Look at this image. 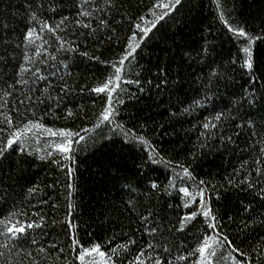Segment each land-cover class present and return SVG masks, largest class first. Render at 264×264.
<instances>
[{"label": "trees", "instance_id": "trees-1", "mask_svg": "<svg viewBox=\"0 0 264 264\" xmlns=\"http://www.w3.org/2000/svg\"><path fill=\"white\" fill-rule=\"evenodd\" d=\"M156 3L0 0V127L10 119L31 128L0 160V233L6 223L41 225L19 239L0 234V264H81L69 229L106 253L83 264H127L148 243L162 264H203L190 253L209 231L205 206L232 245L209 240L203 256L239 264L238 247L247 264H264V0H182L162 20ZM141 16L155 21L143 36ZM224 21L256 38L254 81L240 67L248 42ZM136 43L121 75L139 83L121 84L119 129L101 118L106 94L91 89L115 79L110 65ZM62 128L83 137L71 153L59 150Z\"/></svg>", "mask_w": 264, "mask_h": 264}, {"label": "snow or ice", "instance_id": "snow-or-ice-1", "mask_svg": "<svg viewBox=\"0 0 264 264\" xmlns=\"http://www.w3.org/2000/svg\"><path fill=\"white\" fill-rule=\"evenodd\" d=\"M182 0H169L168 3H160L159 0H157V3L153 5V8H161L166 9V11H162L161 14L157 17L158 20L164 19L165 16L169 14L170 11H172L177 5H180ZM85 3H87V0H85ZM111 0H105V5H110ZM83 15H90V13L85 12L82 13ZM223 15V12L220 13ZM152 15H156L155 12L152 13ZM33 20H35V15L32 16ZM139 20L141 23H146L151 25V27H141V23H137L135 25V28L141 33V35H146L151 31L152 27H155V21H146L145 17L141 16L139 17ZM63 23V21H61ZM76 23L81 24L82 27L88 28L90 27L89 24H82L80 21H77ZM224 23L227 25L228 31L232 33L233 36L239 37V38H245L248 42L247 47H243L242 50L244 52V57H239L241 60L240 67L241 69H246L247 74L249 75L250 80H255V72H254V65L253 61L250 58H247V55L251 48V42L256 39L254 36H252L250 33L245 31L243 27L237 26L233 27L231 24H228L227 21H224ZM44 27H47V25H44ZM51 30V29H50ZM33 35V30L31 25H26V33L24 35V39L27 40L29 37ZM137 39V34L135 32L132 33L130 40L135 41ZM140 47L139 43L136 44H130L126 46L124 52L122 53L120 59L117 62L112 63L110 66L114 69V75L115 79H113L112 76H109L107 79V82L103 84V86L95 87L91 89V91H94L97 94L104 93L107 96L108 104L104 108L103 112L101 113V118L108 122L109 124H115V126L119 129H124V125L119 123L118 120V111L116 108V104L122 103V100H119V94L124 92V89L121 87V84H129V83H139L138 80L135 81H128L124 79L121 75L123 66L125 64V61H129V58L134 56L135 51L137 48ZM74 50V49H72ZM239 51V50H238ZM84 55H87V53H84ZM24 59L28 60V56L25 54ZM55 59V57H53ZM233 64L236 63L235 60L232 61ZM255 86V85H254ZM113 93H117V99L114 101ZM10 94V93H9ZM262 96H264V92L261 93ZM69 116L73 115L71 112L68 113ZM221 116L218 114L214 117L216 120H220ZM31 124V122H29ZM11 125V127H10ZM35 127L37 128H44L42 124H35ZM204 128H208L209 124L205 123L203 125ZM215 127V125H213ZM45 131L50 132L53 136L56 135V132L53 131L50 128H44ZM31 128L27 125L24 128H20L18 126L12 125V121L10 119H6L4 121V126L0 127V137H6V140H4L3 144L0 145V160L5 159L7 153L12 149V145L14 143H17L20 141L23 137L25 132H30ZM85 131H87L85 129ZM60 136L65 138V142L60 144L59 150L63 153H71L72 152V145L74 143H79L80 140L83 139V137L80 135V133H73L68 129H59ZM125 134H128L127 132ZM152 163L155 161L152 160ZM183 167V166H181ZM185 172H187V169H184ZM259 171V169H257ZM203 181H200V184L203 185ZM251 186V184H250ZM71 187V185H69ZM152 188H156V184L151 185ZM187 189H182V191H186ZM201 196H203V193H201ZM71 207V204L69 205ZM202 212L203 217L209 218L211 222L206 224V228L209 230L206 234H203L200 237V240L202 241V246L198 247L194 253H190L192 255H198L203 257V264H212V261L208 259V257L203 256L206 250L209 249V240H214L217 244H220L221 241L228 245H232V241L228 239L226 235H224L219 229L220 225L216 223V216L211 214V209L207 208ZM199 210L192 211L189 215L186 217L181 218V223L184 222L185 219H192L195 218L198 215ZM145 222H147V217H143ZM41 227L40 224L36 223L35 221H29L26 224L20 223L18 225L9 226L7 223L5 224V231L0 233L2 235H6L9 238L13 239H19L26 233V229H32V228H39ZM182 230V229H181ZM157 229L156 226L153 225L151 229L148 230L147 235L149 237L155 238V233ZM69 239L73 245V248H70L69 251H73L74 249L77 251V259L83 264L85 261L86 256L91 258L92 254L95 253L99 255L100 257H105L106 253L104 251H101V245L96 244L91 248L83 247L80 244V241L75 237V235L72 233L71 229H69ZM34 242V241H33ZM129 246L136 244L135 240H129L128 241ZM7 245H5L6 247ZM55 247V245H53ZM156 249V245L152 243H148L146 246H141L138 248L136 255L131 258L127 259V264H148L149 261H151V264H162L161 258L158 255H151V252H154ZM234 251L239 252L240 256V262L239 264H247L246 259V253L244 251H241L238 247L233 248ZM63 251V249H61ZM162 251L167 253V248H162ZM112 253L115 254L116 250L112 249ZM208 256H215V252L209 251ZM118 258V257H117ZM180 260L185 259V257L181 256L179 257ZM115 264V262H114ZM120 264H124V261H121Z\"/></svg>", "mask_w": 264, "mask_h": 264}]
</instances>
